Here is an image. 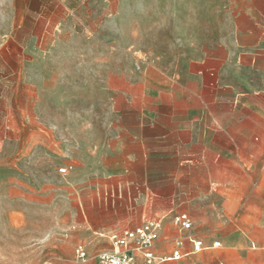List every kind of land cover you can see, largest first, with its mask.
Returning <instances> with one entry per match:
<instances>
[{
	"label": "crops",
	"instance_id": "0c3cea01",
	"mask_svg": "<svg viewBox=\"0 0 264 264\" xmlns=\"http://www.w3.org/2000/svg\"><path fill=\"white\" fill-rule=\"evenodd\" d=\"M107 11L108 0H52L39 67L56 68L62 40L92 37L78 17ZM143 22L117 14L116 39L131 38L135 56H146ZM148 23L150 39L173 42L149 50L144 78L121 71L116 108L87 99L80 111L62 96L49 112L38 91L23 117L35 126L0 142V264H52L64 235L81 262L102 245L96 264L109 233L154 220L158 259L183 241L181 259L159 264H264V0H181Z\"/></svg>",
	"mask_w": 264,
	"mask_h": 264
},
{
	"label": "rangeland",
	"instance_id": "374dc122",
	"mask_svg": "<svg viewBox=\"0 0 264 264\" xmlns=\"http://www.w3.org/2000/svg\"><path fill=\"white\" fill-rule=\"evenodd\" d=\"M242 1L237 0L238 4ZM180 2L108 0V11L101 21L92 23L87 17H78L74 25L79 35L89 32L92 37L62 40L56 68L50 66L43 70L39 67L45 64L41 53L49 44L42 39V34L52 0H0V142L8 137H19L22 128L35 126L31 124L33 121L23 117L34 115L38 91L49 112L58 111V104L53 101L62 96L66 100L71 98L74 108L80 111L87 106V99L93 102L103 100L110 108H116V86L121 71L126 79L144 78L148 73L149 50H164L173 42L163 36L157 39L148 37L150 11L163 16L166 7ZM134 9L141 12L144 19L140 25L142 37L135 42L146 56L133 54L134 41L131 38L120 41L121 44L116 39L118 12L132 15ZM122 31L131 34V24L122 23ZM121 49H124L123 54ZM67 239L64 235L60 259L51 261L52 264H93L95 253L103 248L100 245L93 251L88 250L87 259L81 262L74 253L75 244L70 245Z\"/></svg>",
	"mask_w": 264,
	"mask_h": 264
},
{
	"label": "built area",
	"instance_id": "2783aa9c",
	"mask_svg": "<svg viewBox=\"0 0 264 264\" xmlns=\"http://www.w3.org/2000/svg\"><path fill=\"white\" fill-rule=\"evenodd\" d=\"M64 172V168L59 169ZM174 223L182 230L191 228V221L186 213H180L174 216ZM160 224L157 220L148 221L134 228L122 231H112L109 233L111 242V250L101 251L96 255V264H159L165 260H179L182 258L180 247L183 241L178 239L176 247L169 256L157 258L153 251V245L158 238V230ZM193 251L197 252L207 246L199 239H193ZM219 241L212 243L213 247H218ZM76 254L79 259L86 257L85 250L82 245L76 247Z\"/></svg>",
	"mask_w": 264,
	"mask_h": 264
}]
</instances>
